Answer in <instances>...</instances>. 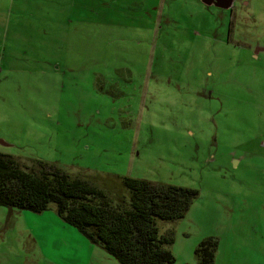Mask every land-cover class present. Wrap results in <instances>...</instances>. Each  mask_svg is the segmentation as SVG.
<instances>
[{"label": "rangeland", "instance_id": "374dc122", "mask_svg": "<svg viewBox=\"0 0 264 264\" xmlns=\"http://www.w3.org/2000/svg\"><path fill=\"white\" fill-rule=\"evenodd\" d=\"M0 139L113 205L117 177L197 189L157 219L174 264L210 236L214 264H264V0H0ZM0 264L121 263L52 204L0 205Z\"/></svg>", "mask_w": 264, "mask_h": 264}, {"label": "trees", "instance_id": "16d2710c", "mask_svg": "<svg viewBox=\"0 0 264 264\" xmlns=\"http://www.w3.org/2000/svg\"><path fill=\"white\" fill-rule=\"evenodd\" d=\"M29 169L0 152V205L42 212L55 204L68 224L121 264H174L168 248L174 238L159 234L157 219L184 217L199 195L197 189L117 177L129 201L113 205L104 189L54 164L35 160ZM218 246L215 237L205 238L195 251L198 264H214Z\"/></svg>", "mask_w": 264, "mask_h": 264}, {"label": "water", "instance_id": "95a60500", "mask_svg": "<svg viewBox=\"0 0 264 264\" xmlns=\"http://www.w3.org/2000/svg\"><path fill=\"white\" fill-rule=\"evenodd\" d=\"M202 1L209 5L216 4L217 6H220L222 8H231L234 0H224L223 2H219L218 0H202ZM0 144L8 145L7 142H5L2 139H0Z\"/></svg>", "mask_w": 264, "mask_h": 264}, {"label": "flooded vegetation", "instance_id": "af4514ba", "mask_svg": "<svg viewBox=\"0 0 264 264\" xmlns=\"http://www.w3.org/2000/svg\"><path fill=\"white\" fill-rule=\"evenodd\" d=\"M219 2H223L224 0H218ZM222 8V7H221Z\"/></svg>", "mask_w": 264, "mask_h": 264}]
</instances>
